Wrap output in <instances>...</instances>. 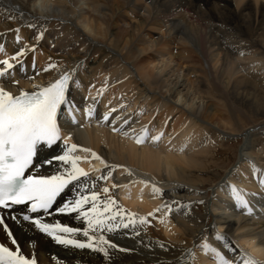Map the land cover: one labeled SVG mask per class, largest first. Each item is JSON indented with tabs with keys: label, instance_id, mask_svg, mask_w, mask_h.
I'll use <instances>...</instances> for the list:
<instances>
[{
	"label": "bare ground",
	"instance_id": "bare-ground-1",
	"mask_svg": "<svg viewBox=\"0 0 264 264\" xmlns=\"http://www.w3.org/2000/svg\"><path fill=\"white\" fill-rule=\"evenodd\" d=\"M64 73L67 187L0 208V264H264V0H0V105Z\"/></svg>",
	"mask_w": 264,
	"mask_h": 264
},
{
	"label": "rangeland",
	"instance_id": "rangeland-1",
	"mask_svg": "<svg viewBox=\"0 0 264 264\" xmlns=\"http://www.w3.org/2000/svg\"><path fill=\"white\" fill-rule=\"evenodd\" d=\"M223 108V107H221ZM242 119V120H241ZM254 121V123H258L260 122V120L262 121V118L261 117H255V116H252V115H245V116H241L240 117V120L239 121H236V125H230L229 129L230 130H233L232 128H235V127H239L240 130L245 128V127H249L251 126L253 123L250 121ZM234 124V123H233ZM238 125V126H237ZM235 126V127H234ZM261 138L262 140H264V135H261ZM225 143V144H224ZM223 145L221 146V148H219V151L217 152V160L219 159H225V166H223L222 168L221 167H217V166H214V170H221L222 172L226 169V167H229L231 166V164L236 161V158L237 155H238V148H239V145L241 143V139L240 137L238 139H232L228 142H224ZM262 143H260L258 146H261ZM234 155V156H233ZM229 158V162H227V159ZM235 158V159H234ZM220 160V161H221ZM220 161H217V162H220ZM206 185L209 184V180H206ZM87 219V217H84V220ZM92 250H95V251H99V255L103 258H105L104 260L108 259L110 256H111V253L107 252L105 248H100L99 247V250L97 249L96 246H92Z\"/></svg>",
	"mask_w": 264,
	"mask_h": 264
}]
</instances>
